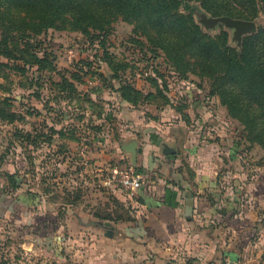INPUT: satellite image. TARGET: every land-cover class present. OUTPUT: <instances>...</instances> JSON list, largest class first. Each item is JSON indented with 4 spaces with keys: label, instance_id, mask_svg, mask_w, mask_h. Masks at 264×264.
Segmentation results:
<instances>
[{
    "label": "rangeland",
    "instance_id": "rangeland-1",
    "mask_svg": "<svg viewBox=\"0 0 264 264\" xmlns=\"http://www.w3.org/2000/svg\"><path fill=\"white\" fill-rule=\"evenodd\" d=\"M147 1L133 18L86 0L82 26L62 20L49 29L22 6L0 9V264H81L93 238L70 237L67 220L131 215L121 202L128 191L110 182L109 171L129 167L113 155L124 139V100L115 89L123 84L156 93L141 99L144 114L172 109L190 124L198 141L227 162L235 197L244 199V211L260 213L254 224L264 227V193L254 191L264 181V60L247 97L220 64L189 47L194 26L202 41L225 38L241 50L244 38L264 27V2L257 0V31L238 40L225 23H206L223 16L201 0H187L194 13L180 0Z\"/></svg>",
    "mask_w": 264,
    "mask_h": 264
},
{
    "label": "crops",
    "instance_id": "crops-1",
    "mask_svg": "<svg viewBox=\"0 0 264 264\" xmlns=\"http://www.w3.org/2000/svg\"><path fill=\"white\" fill-rule=\"evenodd\" d=\"M120 108L124 139L113 155L134 167L143 184L122 197L132 208L127 218L86 213L76 224L66 221L70 237L93 238L81 264H264V227L254 224L260 213L244 211L227 162L174 110L144 114L125 101ZM132 142L135 153L125 150Z\"/></svg>",
    "mask_w": 264,
    "mask_h": 264
},
{
    "label": "trees",
    "instance_id": "trees-1",
    "mask_svg": "<svg viewBox=\"0 0 264 264\" xmlns=\"http://www.w3.org/2000/svg\"><path fill=\"white\" fill-rule=\"evenodd\" d=\"M95 3L114 7L118 6L119 9L130 12L134 17L138 18V13L141 10L142 6H148L149 3L147 0H132L128 1L130 5L124 6L123 4L126 1L122 0H91ZM203 2V7L217 16H227L231 18L244 19L246 21H253L258 15V4L257 0H219V6L216 9H213L209 5L211 0H201ZM264 2V0H262ZM86 0H0V9L2 7L12 8V7H23L29 11L38 13V25H41L44 29H49L50 27H60L59 21H67L70 23H75L77 26H82L84 19L82 15V7L84 6ZM174 4H177V0L171 1ZM241 2V5H239ZM180 3L183 4L184 8L191 10L193 13L197 11V7L189 5L187 0H180ZM163 9L165 6H168L166 1H162ZM157 5H154L155 8ZM235 6H238L236 9ZM230 8H234L233 10ZM165 12V10H164ZM0 13L2 11L0 10ZM74 14L72 19H68L67 15ZM171 15V13H168ZM171 21L170 19H168ZM164 21V24L168 26L169 21ZM183 28V26L181 27ZM188 29V27H186ZM85 32L86 29H83ZM180 30V29H179ZM190 36L192 38L191 50L195 51L198 55L214 60L216 64H220L223 67V72L225 75H228L232 82L241 88L242 94L249 97L251 92V85L256 80V70L260 61L264 60V50H262L260 36H264V27L259 28L260 35H254L246 37L243 40V46L241 50L234 49L229 47L227 40L223 39H209L208 41H202L200 38V29L199 27H194L189 29ZM262 45V46H261ZM17 50V47H14ZM42 61L38 59L39 67ZM118 76L117 73L114 74L113 78ZM66 87H74L72 83H69L67 80L65 82ZM122 96L123 100L129 102L133 106H139L142 102V98L151 99L154 94L150 93L147 96H144L143 93L137 90L131 84H123L120 88H115ZM135 94V96H134ZM255 99H257L254 96ZM141 100V101H140ZM255 193L264 192V181L256 184L254 186ZM100 217V216H98ZM106 220L113 218L112 216H105ZM118 219H121L117 217Z\"/></svg>",
    "mask_w": 264,
    "mask_h": 264
},
{
    "label": "built area",
    "instance_id": "built-area-1",
    "mask_svg": "<svg viewBox=\"0 0 264 264\" xmlns=\"http://www.w3.org/2000/svg\"><path fill=\"white\" fill-rule=\"evenodd\" d=\"M110 182L128 192L138 191L143 184L142 175L132 166H109Z\"/></svg>",
    "mask_w": 264,
    "mask_h": 264
},
{
    "label": "water",
    "instance_id": "water-1",
    "mask_svg": "<svg viewBox=\"0 0 264 264\" xmlns=\"http://www.w3.org/2000/svg\"><path fill=\"white\" fill-rule=\"evenodd\" d=\"M217 22H223L228 27L235 29V36L238 40H241L246 34H252L257 31V25L254 21L238 20L227 16L212 18L206 23H208L209 25H214ZM135 149L136 142H132L128 145V147H125V150L131 153H135ZM107 225L109 226L110 224L107 223ZM111 235H113V233H111Z\"/></svg>",
    "mask_w": 264,
    "mask_h": 264
}]
</instances>
